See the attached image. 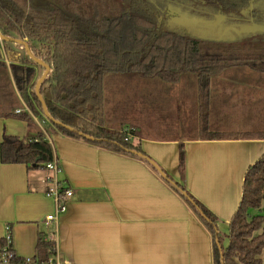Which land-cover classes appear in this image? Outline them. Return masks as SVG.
Segmentation results:
<instances>
[{
	"label": "trees",
	"instance_id": "1",
	"mask_svg": "<svg viewBox=\"0 0 264 264\" xmlns=\"http://www.w3.org/2000/svg\"><path fill=\"white\" fill-rule=\"evenodd\" d=\"M179 16L198 22L222 16L220 26L234 34L197 37L172 24ZM245 42L256 47L243 49ZM233 67L264 74V0H0V117L32 125L33 115L66 136L119 153H142L141 138H172L142 132L139 121L122 120L116 127L110 123L105 90L123 74L168 83L192 75L199 139H264V129L209 128L211 78ZM17 108L21 111L14 112ZM53 158L51 143L41 130L25 137L2 134L1 163L40 168ZM178 171L183 179L181 143ZM169 183L210 231L213 264H262L264 153L245 171L225 246L215 230L214 215L182 183ZM5 247L11 249V242L0 237V253ZM55 250L52 240L39 235L36 258L47 260Z\"/></svg>",
	"mask_w": 264,
	"mask_h": 264
},
{
	"label": "crops",
	"instance_id": "2",
	"mask_svg": "<svg viewBox=\"0 0 264 264\" xmlns=\"http://www.w3.org/2000/svg\"><path fill=\"white\" fill-rule=\"evenodd\" d=\"M212 83L215 104L223 109L234 112L240 104L250 113L264 111V74L228 68L213 76ZM32 119L29 125L0 117V140L4 133L25 137L43 131L59 168V185L70 188L73 196L66 210L44 225L45 216L55 211L54 199L45 194L51 170L0 162V237L8 226L18 258L35 256L42 235L55 243L64 264H213L210 231L169 180L182 183L214 215L225 246L245 171L264 153V139L184 137L141 138L142 153L131 156L66 136L46 119Z\"/></svg>",
	"mask_w": 264,
	"mask_h": 264
},
{
	"label": "rangeland",
	"instance_id": "3",
	"mask_svg": "<svg viewBox=\"0 0 264 264\" xmlns=\"http://www.w3.org/2000/svg\"><path fill=\"white\" fill-rule=\"evenodd\" d=\"M114 1L115 0H111ZM176 18V19H175ZM173 25L186 29L191 34L206 39H222L234 34L218 24L217 28L202 25L191 17L179 16ZM220 26V28H219ZM228 29V30H227ZM256 47L255 43H242L243 49ZM234 68V67H233ZM231 69V68H229ZM118 80L105 90L107 115L116 127L120 121H139L144 133H158L163 137H198L197 112L194 76L189 75L185 82L175 84L155 78L132 76ZM211 107L209 109V128L211 131H240L264 129V111L250 113L246 106L238 104L237 111L223 109L215 104L216 86L212 83ZM155 122L158 126H152ZM264 215V200L262 202ZM264 264V250L261 254Z\"/></svg>",
	"mask_w": 264,
	"mask_h": 264
},
{
	"label": "built area",
	"instance_id": "4",
	"mask_svg": "<svg viewBox=\"0 0 264 264\" xmlns=\"http://www.w3.org/2000/svg\"><path fill=\"white\" fill-rule=\"evenodd\" d=\"M21 109L17 108L14 112H20ZM131 137V136H129ZM44 168L51 170L52 175L47 177L49 187L45 190L46 196H50L55 201V211L48 214L44 218V225H48L52 220L57 218V215L66 210V203L73 196V191L70 188H66L59 185L57 179V172L59 168L56 164L55 158L50 162L44 164ZM7 243L11 242V235L9 232V227L6 226L5 236H3ZM16 255L12 249L3 248L0 253V264H64L65 261L61 260L59 255L55 253L53 256L49 257L47 260H40L33 256H24L16 260Z\"/></svg>",
	"mask_w": 264,
	"mask_h": 264
},
{
	"label": "water",
	"instance_id": "5",
	"mask_svg": "<svg viewBox=\"0 0 264 264\" xmlns=\"http://www.w3.org/2000/svg\"><path fill=\"white\" fill-rule=\"evenodd\" d=\"M222 16H217L214 20H212V21H209V22H200L202 25H205V26H208V27H213V28H217V26H218V24L222 21ZM37 62L39 63V64H42V62L41 61H39V60H37ZM47 69H48V67H46V71H47ZM45 71V72H46ZM40 80H41V78L37 81V83H36V90L38 89V84H39V82H40ZM43 113H44V115L45 116H48V113H47V111H46V109L44 108V106H43Z\"/></svg>",
	"mask_w": 264,
	"mask_h": 264
}]
</instances>
